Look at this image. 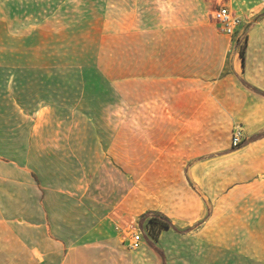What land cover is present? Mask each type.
Segmentation results:
<instances>
[{
    "label": "rangeland",
    "instance_id": "obj_1",
    "mask_svg": "<svg viewBox=\"0 0 264 264\" xmlns=\"http://www.w3.org/2000/svg\"><path fill=\"white\" fill-rule=\"evenodd\" d=\"M218 4L241 16L230 51L240 56L250 27L264 24V0H0V188L31 180L39 200L49 186L120 200L133 179L141 190L204 202L207 212L191 229L211 227L214 214L245 218L244 231H253V202L264 199V140L227 152L264 130L246 137L251 125L224 110L191 123L183 113L182 126H174V113L157 110V97L155 110H126L127 87L130 106L152 107L142 106L143 92L157 96L175 73L217 65L219 46L190 29L219 28L211 17ZM143 82L151 88L142 90ZM236 130L242 142L233 146ZM132 223L142 228L138 218ZM243 225L227 227L233 233Z\"/></svg>",
    "mask_w": 264,
    "mask_h": 264
},
{
    "label": "crops",
    "instance_id": "obj_2",
    "mask_svg": "<svg viewBox=\"0 0 264 264\" xmlns=\"http://www.w3.org/2000/svg\"><path fill=\"white\" fill-rule=\"evenodd\" d=\"M250 28L244 62L239 52L230 54L242 24L232 37L220 27L190 29L206 33L204 41L219 46L217 65L200 73L191 71L189 77L175 73L169 80L178 86L167 80L159 85L164 92L157 96L143 92L149 100L142 106L152 107L135 109L133 100L130 106L133 89L127 87L126 110H155L151 98L157 97V110L174 113V126H182L183 113H189L185 121L191 123L197 122L199 113L202 117L212 110H224L238 113L242 126L251 125L250 132H244L246 137L264 130V97L247 91L243 84L264 91V24L260 20ZM141 85L142 90L151 88L150 82ZM260 140L264 134L227 154L251 149ZM126 176H131L128 167ZM19 184H10L8 190L0 188V264H264V199L253 202L251 232L244 231L245 218L231 222L221 216L214 219V214L207 216L211 227L198 230L191 227L207 212L204 202L146 187L141 190L134 187L133 179L122 190L120 200L101 194L91 199L84 195L87 187L79 194V190L52 186L44 188V199L39 200L36 184L31 180L25 186ZM150 212L163 214L179 231L163 228L153 237L148 229ZM136 218L142 228L132 223ZM227 223L244 225L230 233ZM129 225L143 233V242L135 249L127 244Z\"/></svg>",
    "mask_w": 264,
    "mask_h": 264
},
{
    "label": "built area",
    "instance_id": "obj_3",
    "mask_svg": "<svg viewBox=\"0 0 264 264\" xmlns=\"http://www.w3.org/2000/svg\"><path fill=\"white\" fill-rule=\"evenodd\" d=\"M211 17L216 21L223 33L233 36L242 24L241 16L235 14L228 5L218 4L211 13ZM233 146H237L242 142V133L236 130L232 136ZM127 231V244L129 248H138L143 242V233L139 227L129 225L126 227Z\"/></svg>",
    "mask_w": 264,
    "mask_h": 264
},
{
    "label": "trees",
    "instance_id": "obj_4",
    "mask_svg": "<svg viewBox=\"0 0 264 264\" xmlns=\"http://www.w3.org/2000/svg\"><path fill=\"white\" fill-rule=\"evenodd\" d=\"M244 50L240 51V56L242 59V62H244V58H245V54H244ZM264 96V93H261ZM149 217H148V229H149V233L153 236L156 237L159 233V231L163 228H173L176 231H179L178 229H176V227L170 222V220L164 216L161 213H157V212H150L148 213ZM161 254H163L161 252V250H159L158 248H156Z\"/></svg>",
    "mask_w": 264,
    "mask_h": 264
}]
</instances>
